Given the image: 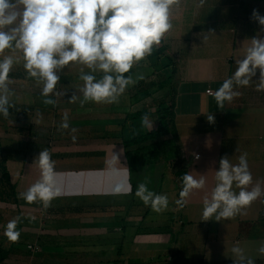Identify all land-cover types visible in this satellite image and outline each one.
Listing matches in <instances>:
<instances>
[{
  "label": "crops",
  "instance_id": "0c3cea01",
  "mask_svg": "<svg viewBox=\"0 0 264 264\" xmlns=\"http://www.w3.org/2000/svg\"><path fill=\"white\" fill-rule=\"evenodd\" d=\"M253 9L264 16V0H204L203 5L200 0H180L172 9L171 30L154 47L164 50L158 60L167 59L172 67L173 78L166 87L174 104L169 117L172 132L163 138H172L175 146L161 163L178 189L177 199L170 197L159 212L137 202L134 170L139 145L127 146L124 135L138 129L135 114L153 109L144 106L147 97L141 99V92L152 90L141 84L149 81L157 60L134 64L127 75L133 83L112 104L82 105L84 82L79 77L81 70H91L71 63L58 73L55 93L60 95L49 97L55 103L45 104L43 84L28 74L22 54L11 49L0 54V60L11 55L17 61L9 73V114L0 113V157L15 187L14 202L2 204L0 223L6 228L18 219L16 230L41 244L38 256L64 257L66 264H239L234 246L254 264H264L259 252L264 246V195L230 219L204 221L202 216L203 199L215 186V171L224 156L235 165L246 153L253 177L248 188L261 182L264 189V91H257L259 70L249 86L234 84L239 95L223 107L214 96L234 74L236 60L243 59L251 38H264L262 26L252 19ZM93 74L102 76L99 71ZM65 113L67 129L61 127ZM209 115L214 122L207 120ZM45 149L60 192L48 208L39 200L29 204L19 198L41 179L35 161ZM185 173L196 179L204 175L206 184L192 189L180 206L176 201ZM129 184L130 194L114 192ZM233 190L239 191L235 185ZM153 192L162 195L161 189Z\"/></svg>",
  "mask_w": 264,
  "mask_h": 264
},
{
  "label": "clouds",
  "instance_id": "9594fccd",
  "mask_svg": "<svg viewBox=\"0 0 264 264\" xmlns=\"http://www.w3.org/2000/svg\"><path fill=\"white\" fill-rule=\"evenodd\" d=\"M179 3L180 0H0V54L6 49L22 54L28 74L36 78L38 84H43L41 94L46 98L45 104L55 103L49 97L55 93L60 80L58 73L71 63L91 70L89 73L81 70L79 77L84 82L80 89L82 105L89 101L117 103L127 86L133 83L132 78L125 74L160 45L173 26V6ZM200 3L203 5L204 0ZM252 19L264 31V16L258 10L253 9ZM242 57L236 60L234 74L224 80L214 94L220 107L239 95L233 91L234 84L249 86L257 70L260 73L257 91H264V38L252 37ZM16 62L11 55L0 60V113L5 117L9 114V73ZM97 71L102 73L99 79L93 74ZM71 99L75 100V97ZM207 120L214 122V116L209 115ZM141 121L144 126L153 128L154 122L149 121L147 114L141 117ZM61 127H69L67 113ZM72 139L75 141L76 137ZM195 158L199 159V156ZM35 162L41 168V179L19 193V198L29 204L39 200L44 208H48L51 201L60 195L54 186V165L48 150L40 151ZM219 165V170L215 171V186L210 196L203 199L204 221L213 217L216 221L230 219L264 195L261 182L250 190L248 188L253 184V177L246 153L240 155L238 164L230 163L224 156ZM182 181L180 199L176 201L180 206H184V198L192 189L205 187L206 178L201 175L196 179L185 173ZM234 185L239 189L238 193L233 190ZM114 192L130 194L131 185L117 186ZM135 195L156 212L168 206V197L149 190L146 183L138 184ZM17 222L18 219H14L6 226L5 235L13 242L20 237L16 230ZM232 252L238 257L239 264H254L239 246H234ZM259 252L264 254V246L259 248Z\"/></svg>",
  "mask_w": 264,
  "mask_h": 264
},
{
  "label": "rangeland",
  "instance_id": "374dc122",
  "mask_svg": "<svg viewBox=\"0 0 264 264\" xmlns=\"http://www.w3.org/2000/svg\"><path fill=\"white\" fill-rule=\"evenodd\" d=\"M172 67H167L166 69L160 70L155 68L153 75L149 77V81L145 82L141 85L143 87L150 88L152 90V94L147 97L146 103L144 106L147 108H155V106L162 100H169L171 95L168 93L167 88L159 89L157 88V84L159 81L163 80L167 73L171 72ZM168 152H173V147L175 146L174 141L170 142ZM159 151H152L146 150V152L137 155L135 159L136 168L134 173L136 175V183L137 186L140 183H146L149 190L153 191L154 189H161L162 195H166L168 199L173 197V201L177 199L178 189L176 188V184L169 179V175L164 173L163 158L159 159L160 156ZM159 156V157H158ZM154 164V167L151 165ZM3 172V162L2 158L0 157V216L2 217L3 212L1 209L3 208L2 204L8 203L9 201L14 202V194L12 189V183L5 176ZM137 202L142 205H145L140 198H137ZM6 213V211H4ZM7 214V213H6ZM8 216V214H7ZM150 227H155L154 225ZM16 228H19L16 226ZM149 228V229H151ZM146 227L141 226L140 231L145 232ZM148 230V228H147ZM6 228L0 223V264H66V258L64 257H41L37 254L40 253L39 251H31L28 248V244L33 243L32 238L24 237L20 234V237L17 241H11L6 235ZM39 243V242H38ZM41 246V244H40ZM4 256V257H2ZM2 257V259H1ZM58 259V260H57Z\"/></svg>",
  "mask_w": 264,
  "mask_h": 264
},
{
  "label": "trees",
  "instance_id": "16d2710c",
  "mask_svg": "<svg viewBox=\"0 0 264 264\" xmlns=\"http://www.w3.org/2000/svg\"><path fill=\"white\" fill-rule=\"evenodd\" d=\"M163 51L164 50L162 48H154L152 54L150 56H147L145 59L148 60L155 59L157 60V63L155 64V68H158L160 70L166 69L167 67L170 66L168 60L167 59L161 61L158 60L162 57ZM128 74H130V71L126 73L125 76H127ZM172 78H173L172 74L167 73L165 78L158 82L157 88L159 89L166 88L171 84ZM151 94L152 92L149 89H147L143 93L141 92V99H144L150 96ZM173 105H174L173 97L171 96L169 100L160 101L155 106V108L151 110L143 109L139 111L137 114H135L139 120V123L137 124L138 129L136 131H134L133 129L130 136H128L129 133L125 129L126 132H124V135L126 137V141H125L126 145L129 146L131 143L138 144L139 145L137 148L138 155L146 152V150H150V151H152L153 149L155 151L157 150L161 153L160 154L161 157L158 156L159 159L161 158L165 159L168 153L169 145H171L170 142H172V138H163V137L168 134H171L172 132L169 126V117L172 115ZM145 114H147L150 122H154L152 129L142 124L141 117L144 116ZM148 141L149 143H147ZM3 172L4 174H6L5 176L8 177L9 179V176L5 170L4 163H3Z\"/></svg>",
  "mask_w": 264,
  "mask_h": 264
},
{
  "label": "built area",
  "instance_id": "2783aa9c",
  "mask_svg": "<svg viewBox=\"0 0 264 264\" xmlns=\"http://www.w3.org/2000/svg\"><path fill=\"white\" fill-rule=\"evenodd\" d=\"M27 246L33 252L41 250V246H40V244L37 241H35V242L31 243V244H28Z\"/></svg>",
  "mask_w": 264,
  "mask_h": 264
}]
</instances>
